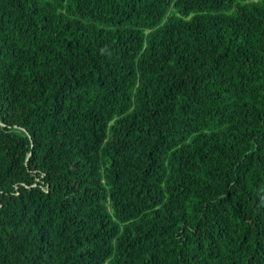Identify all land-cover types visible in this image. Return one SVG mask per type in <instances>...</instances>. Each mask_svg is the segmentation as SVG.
Returning a JSON list of instances; mask_svg holds the SVG:
<instances>
[{
    "label": "trees",
    "instance_id": "obj_1",
    "mask_svg": "<svg viewBox=\"0 0 264 264\" xmlns=\"http://www.w3.org/2000/svg\"><path fill=\"white\" fill-rule=\"evenodd\" d=\"M0 264H264V0H0Z\"/></svg>",
    "mask_w": 264,
    "mask_h": 264
}]
</instances>
